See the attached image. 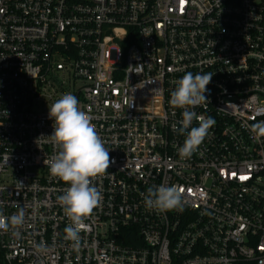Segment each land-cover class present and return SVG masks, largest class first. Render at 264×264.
<instances>
[{"label":"built area","instance_id":"1","mask_svg":"<svg viewBox=\"0 0 264 264\" xmlns=\"http://www.w3.org/2000/svg\"><path fill=\"white\" fill-rule=\"evenodd\" d=\"M187 72L213 74L194 110L215 125L181 158L170 98ZM65 93L110 156L79 247L57 202L69 185L44 165ZM260 121L264 0H0V212H25L0 232V264H264ZM161 184L183 189L182 211L145 206Z\"/></svg>","mask_w":264,"mask_h":264},{"label":"clouds","instance_id":"2","mask_svg":"<svg viewBox=\"0 0 264 264\" xmlns=\"http://www.w3.org/2000/svg\"><path fill=\"white\" fill-rule=\"evenodd\" d=\"M211 73L187 72L178 79L171 92L170 104L182 109V119L178 129L185 135L183 145L179 147L181 158H190L202 144L209 130L215 125L211 116L198 115L194 110L208 102L205 93L212 80ZM48 117L53 121V131L47 136L57 149L49 159L44 160L53 177L59 178L69 185L64 193L57 197L70 224L64 229L67 241L73 247H79L81 231H86L85 221L93 214L102 200L100 190L94 186L93 178L104 175L110 167L109 149L91 122V117L79 107V101L71 93L63 94L51 106H48ZM198 126H192L193 122ZM251 132L264 137V121L251 126ZM144 204L150 210L167 212L183 210V189L179 186L149 187L143 194ZM25 222V212L21 208L11 216L0 212V232L19 229ZM36 250H45L44 243L36 245Z\"/></svg>","mask_w":264,"mask_h":264},{"label":"snow or ice","instance_id":"3","mask_svg":"<svg viewBox=\"0 0 264 264\" xmlns=\"http://www.w3.org/2000/svg\"><path fill=\"white\" fill-rule=\"evenodd\" d=\"M243 178H246V177H243Z\"/></svg>","mask_w":264,"mask_h":264}]
</instances>
